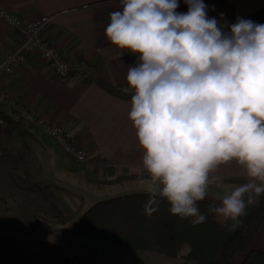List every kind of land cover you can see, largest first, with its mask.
I'll list each match as a JSON object with an SVG mask.
<instances>
[{
	"label": "clouds",
	"instance_id": "obj_1",
	"mask_svg": "<svg viewBox=\"0 0 264 264\" xmlns=\"http://www.w3.org/2000/svg\"><path fill=\"white\" fill-rule=\"evenodd\" d=\"M120 0L102 49L137 57L126 74L128 119L142 157L139 187L156 210L199 225L211 214L233 231L264 194V24L208 17L203 0ZM223 17V13L220 14ZM235 161L245 183L216 193L207 211L210 174Z\"/></svg>",
	"mask_w": 264,
	"mask_h": 264
},
{
	"label": "crops",
	"instance_id": "obj_2",
	"mask_svg": "<svg viewBox=\"0 0 264 264\" xmlns=\"http://www.w3.org/2000/svg\"><path fill=\"white\" fill-rule=\"evenodd\" d=\"M178 2L176 11L187 12L184 0ZM203 3L208 6L209 18L226 21L229 26L238 17L264 24V0H203ZM0 8L16 22L14 28H8L0 21V63L22 38L26 26L49 20L44 31L48 42L70 64L85 61L92 65V79L74 71L66 78H57L36 54H28L15 75L0 72V90L37 117L59 127L85 155L83 163L68 158L53 141L22 123L8 136L0 127V154L4 147H11L28 156L33 168L55 186L50 194L67 216L87 209L96 199H108L98 188H125L114 192L113 197L146 193L140 192L143 190L138 180L112 185L92 183L137 175L142 157L135 129L128 119L131 93L124 91L128 68L137 57L127 52L117 57L101 51L112 47L104 37V29L110 13L120 10V0H0ZM95 80L119 89V95L106 93ZM212 177L218 179L210 184L209 195L203 200L211 204L218 203L213 200L216 193L243 184L227 180L245 179L242 166L235 161L220 165L210 174ZM85 203L89 205L84 206ZM252 204L264 210V194ZM14 209L3 204L0 197V229L10 232H0V264H183L181 258L81 236L70 240L75 260L66 253L61 234L59 240L50 238L39 223L43 233L28 235L26 227L32 221H23L22 209ZM213 220L218 223L214 217ZM250 250L264 251V222ZM245 258L244 254H236L231 264H243Z\"/></svg>",
	"mask_w": 264,
	"mask_h": 264
},
{
	"label": "trees",
	"instance_id": "obj_3",
	"mask_svg": "<svg viewBox=\"0 0 264 264\" xmlns=\"http://www.w3.org/2000/svg\"><path fill=\"white\" fill-rule=\"evenodd\" d=\"M96 84L106 93L118 96L120 90L99 80ZM0 119L4 134L19 129L17 120L9 109L0 104ZM36 166V165H35ZM0 167L10 187L37 201L38 216L26 227L28 235L39 236V223L60 225L61 241L65 251L77 259L71 247V238L81 236L94 241H105L134 250H145L174 258L183 264H231L236 254H244L243 264H264V251H252L250 246L264 222V210L251 204L242 224L233 231L216 223L211 214L206 222L193 225L189 220L172 216L166 201H160L156 210L148 203V194H126L98 201L83 211L72 215L61 212L51 196L54 185L43 179L42 172L34 169L31 161L20 150L4 147L0 154ZM138 175H127L111 181H92L94 184L112 185L138 180ZM227 181L245 183V179ZM32 199V198H31ZM202 213L211 204L201 201ZM35 205V203H33ZM0 232L10 233L0 229ZM187 249L185 253L183 251Z\"/></svg>",
	"mask_w": 264,
	"mask_h": 264
},
{
	"label": "built area",
	"instance_id": "obj_4",
	"mask_svg": "<svg viewBox=\"0 0 264 264\" xmlns=\"http://www.w3.org/2000/svg\"><path fill=\"white\" fill-rule=\"evenodd\" d=\"M0 21L8 28L16 26L14 18L1 8ZM48 22L49 20L26 26L22 38L14 45L5 60L0 63V72L15 75L25 56L36 54L54 77L66 78L70 72L74 71L83 78L92 79V65L90 63L81 61L77 65H72L56 47L48 42L44 35L45 26ZM0 104L14 113L15 118L22 124L36 129L53 141L68 158L77 163H83L86 160L85 155L59 127L37 117L32 111L2 90H0ZM3 125L4 123L0 119V127L2 128Z\"/></svg>",
	"mask_w": 264,
	"mask_h": 264
},
{
	"label": "rangeland",
	"instance_id": "obj_5",
	"mask_svg": "<svg viewBox=\"0 0 264 264\" xmlns=\"http://www.w3.org/2000/svg\"><path fill=\"white\" fill-rule=\"evenodd\" d=\"M101 189L102 193L106 194L104 198H111L115 196L114 192L118 190H124L125 188L119 187V188H98ZM135 190V188H132ZM144 192V191H140ZM0 197H2L3 204L8 205L10 207H17V209L21 210L22 213V219L23 221L27 222L28 220L34 221V219L38 216V207L36 206L37 201L33 199V197H28L26 194L22 193H16L8 184L2 170L0 167ZM32 198V199H31ZM59 198V196H58ZM100 199L94 200L91 205L95 202H98ZM35 203V205L33 204ZM89 205V203H85ZM87 205V206H88ZM90 205V206H91ZM76 207V203L74 205ZM77 208V207H76ZM14 209V210H15ZM40 225L42 227V230L47 234L48 237L54 238L59 240L60 239V233L57 231L58 229L61 228L60 225H51L46 223L45 221H41Z\"/></svg>",
	"mask_w": 264,
	"mask_h": 264
}]
</instances>
